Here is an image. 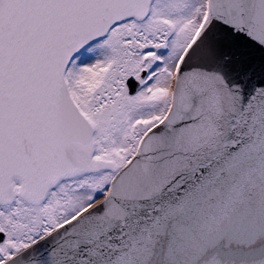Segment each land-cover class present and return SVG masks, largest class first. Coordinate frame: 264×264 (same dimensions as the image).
<instances>
[{
	"label": "snow or ice",
	"instance_id": "1",
	"mask_svg": "<svg viewBox=\"0 0 264 264\" xmlns=\"http://www.w3.org/2000/svg\"><path fill=\"white\" fill-rule=\"evenodd\" d=\"M0 264H264V0H0Z\"/></svg>",
	"mask_w": 264,
	"mask_h": 264
}]
</instances>
